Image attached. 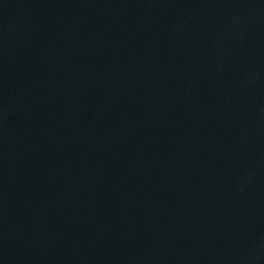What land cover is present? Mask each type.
Returning <instances> with one entry per match:
<instances>
[{
    "label": "water",
    "instance_id": "1",
    "mask_svg": "<svg viewBox=\"0 0 264 264\" xmlns=\"http://www.w3.org/2000/svg\"><path fill=\"white\" fill-rule=\"evenodd\" d=\"M170 209H264V0H0V251Z\"/></svg>",
    "mask_w": 264,
    "mask_h": 264
}]
</instances>
